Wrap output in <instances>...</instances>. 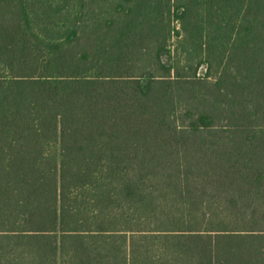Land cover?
<instances>
[{
    "label": "trees",
    "instance_id": "obj_1",
    "mask_svg": "<svg viewBox=\"0 0 264 264\" xmlns=\"http://www.w3.org/2000/svg\"><path fill=\"white\" fill-rule=\"evenodd\" d=\"M0 264H264V0H0Z\"/></svg>",
    "mask_w": 264,
    "mask_h": 264
},
{
    "label": "rangeland",
    "instance_id": "obj_2",
    "mask_svg": "<svg viewBox=\"0 0 264 264\" xmlns=\"http://www.w3.org/2000/svg\"><path fill=\"white\" fill-rule=\"evenodd\" d=\"M80 1H88V0H80ZM94 2H96V3H98V4H100V1H102V0H93ZM175 24V26H177V28H178V25L176 24V22L174 23ZM175 39L173 38V40L172 41H174Z\"/></svg>",
    "mask_w": 264,
    "mask_h": 264
}]
</instances>
